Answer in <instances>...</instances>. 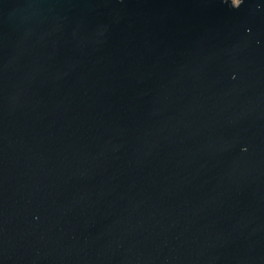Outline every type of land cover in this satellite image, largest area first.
Instances as JSON below:
<instances>
[{
  "label": "water",
  "instance_id": "water-1",
  "mask_svg": "<svg viewBox=\"0 0 264 264\" xmlns=\"http://www.w3.org/2000/svg\"><path fill=\"white\" fill-rule=\"evenodd\" d=\"M0 264H264V0H0Z\"/></svg>",
  "mask_w": 264,
  "mask_h": 264
},
{
  "label": "rangeland",
  "instance_id": "rangeland-1",
  "mask_svg": "<svg viewBox=\"0 0 264 264\" xmlns=\"http://www.w3.org/2000/svg\"><path fill=\"white\" fill-rule=\"evenodd\" d=\"M234 5H237L238 4V0H232Z\"/></svg>",
  "mask_w": 264,
  "mask_h": 264
},
{
  "label": "clouds",
  "instance_id": "clouds-1",
  "mask_svg": "<svg viewBox=\"0 0 264 264\" xmlns=\"http://www.w3.org/2000/svg\"><path fill=\"white\" fill-rule=\"evenodd\" d=\"M235 78V77H234Z\"/></svg>",
  "mask_w": 264,
  "mask_h": 264
}]
</instances>
